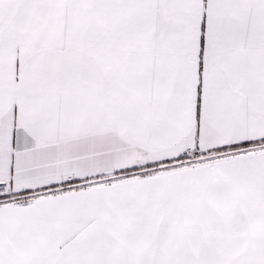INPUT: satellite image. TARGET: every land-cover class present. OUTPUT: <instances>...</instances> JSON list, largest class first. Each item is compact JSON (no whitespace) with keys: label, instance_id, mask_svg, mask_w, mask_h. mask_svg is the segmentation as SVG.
<instances>
[{"label":"snow or ice","instance_id":"6c2138e0","mask_svg":"<svg viewBox=\"0 0 264 264\" xmlns=\"http://www.w3.org/2000/svg\"><path fill=\"white\" fill-rule=\"evenodd\" d=\"M0 264H264V0H0Z\"/></svg>","mask_w":264,"mask_h":264}]
</instances>
